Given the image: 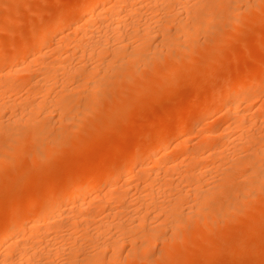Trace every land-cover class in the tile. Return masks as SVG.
<instances>
[{
  "label": "bare ground",
  "instance_id": "bare-ground-1",
  "mask_svg": "<svg viewBox=\"0 0 264 264\" xmlns=\"http://www.w3.org/2000/svg\"><path fill=\"white\" fill-rule=\"evenodd\" d=\"M260 4L263 7L264 0H77L75 5L62 11L42 27L30 41H23L16 47L13 46L14 49L6 56H0V161H7L10 164L8 167L12 168L16 164L14 169L21 167L24 170L17 159L21 154H25L28 164L52 155L53 150L59 148L60 143L68 137V132L63 130L66 123L67 130L68 125L71 126L70 129L74 128L70 122L77 120L75 118L81 116V111L91 109L96 90H110L114 78L120 81L129 77L124 80L132 81L130 76L134 74L143 76L144 74L140 73V64L144 70L154 62L164 64L160 66L163 69L159 71L162 78L159 82L161 85H167L170 80L173 82L174 75L185 70L184 67H192L188 62L195 63L205 56V53L216 59L219 55V44L216 42L221 41L225 29H236L240 22L237 17L242 14L241 10L248 13L247 11L253 8L259 9ZM263 18L261 20L264 21ZM200 34L213 40L208 39L209 43L211 41L214 44L212 43L206 52L202 50L204 47L198 46L199 49L191 50L188 46L189 43L196 46V40H192ZM200 45L202 46V43ZM195 64L200 63L198 61ZM153 66L149 68L152 71L155 69ZM156 70L159 68L154 71ZM21 75L24 78L20 77ZM245 75L232 78L229 76V79L226 77L227 80L224 78V83L219 85L222 86L196 106L197 116L206 117L223 108L227 117L224 128L200 130L206 140L209 138L205 146L198 145L199 147L186 151L179 149L182 144L171 150L167 149V145V148L159 146L161 142L197 126L199 122L180 116L181 119L172 122L174 130L155 134L147 139L146 143L126 151L125 155L114 163L108 162L97 169L86 168L82 175L71 173L72 175H68L62 182L58 181L60 183L57 187L53 186L52 190L42 194L38 201L34 200L30 207L12 210L11 218L0 227V264H121L122 257L132 260L140 254V259L141 253L146 252L160 234L164 239L167 235L165 232H168L165 231L167 229L164 230L165 227H172L171 235L165 236L172 246L179 245L176 244L177 238L185 241V238H182L184 235L179 236L182 235L179 227L187 226L190 219L198 220L196 223L191 221L192 227L188 225L191 227L190 232L186 229L184 233L190 236L193 233L200 237L199 233H211L212 227L216 226V220L211 219L213 216L219 217L220 220L229 218L227 212L236 211L242 204L246 206L248 196L251 194L252 197L264 183V167L261 169V166H264V131L260 130L264 123L261 122L262 118L256 120L260 115L263 116L264 105L254 106L252 111L242 108V104L250 101L252 94L264 88V84L252 82L250 77ZM147 80L146 82L150 81ZM109 81L110 84L106 86ZM121 83L120 81L117 85ZM144 86V83L139 85L141 88ZM114 89L113 85L112 92ZM164 92L168 93L166 89ZM113 93L112 97L117 95ZM97 94L95 96L98 97ZM83 95V107L78 106L83 100ZM97 97L95 99L99 98ZM76 105L80 108H75ZM87 111L86 114H90V111ZM54 122L61 125L60 129L64 127L61 131L59 129L53 133L55 135H49L50 131L53 132ZM78 122L81 123L79 120ZM256 122L263 124L258 125ZM227 148L232 151L227 152ZM239 152L244 156L238 155ZM146 158L151 159L150 164H147ZM27 162L24 163L25 166ZM18 163L22 166L16 167ZM6 165H1L0 172L5 170H2V167L7 168ZM81 165L82 163L79 166ZM206 167L220 171L218 179L214 178L217 180L209 178L212 176L210 173L206 178L210 179L207 183L204 176ZM16 170L15 173L22 172ZM8 174L14 176L9 171ZM8 174L7 176H10ZM128 174L133 175L135 179L132 176V180ZM0 176L2 177L1 174ZM117 177H123V181H109H115ZM18 178L23 179L21 176ZM99 181L105 182L106 185L102 186L105 185L107 190L100 193L96 190L98 194H94L95 189L99 190L95 188ZM12 182L20 184L19 179ZM12 182L6 183L10 186ZM6 183H3V186ZM178 185L185 186L186 189H180L181 192L172 190V187ZM220 192L225 195L222 194L226 199H223L225 203L217 200ZM159 194L163 196L160 200ZM185 202L189 203L188 208L186 207L188 210L181 211L185 204L181 208L180 204ZM93 207L95 208L91 211ZM184 210L187 211L185 214ZM100 212L103 216H98ZM208 212H214V215H207ZM209 217L212 221L208 220ZM210 221L214 223L211 224ZM24 228L28 229L27 232ZM205 240L207 244L211 242L207 238ZM168 243H164L165 251L171 250ZM210 247L212 248V245ZM217 248H213L216 249L214 253L219 251ZM124 251L126 256L125 253L122 254ZM169 251L168 253L172 250ZM208 251H203L202 255L208 257L212 254ZM232 255L236 254L230 256Z\"/></svg>",
  "mask_w": 264,
  "mask_h": 264
},
{
  "label": "rangeland",
  "instance_id": "rangeland-1",
  "mask_svg": "<svg viewBox=\"0 0 264 264\" xmlns=\"http://www.w3.org/2000/svg\"><path fill=\"white\" fill-rule=\"evenodd\" d=\"M76 2L77 0H0V56H6L8 52L12 51L14 47H16V45L21 44L23 41H30V39L33 36H35L36 33L42 29V27H44L46 24L51 22L54 18H56V16L61 14L62 11L75 5ZM261 5L262 4L259 5L260 7L259 9L258 7L255 10L253 8L252 10L247 11L248 13H246L244 10H241L242 12L241 11L240 12L244 15L240 14L237 17V19L240 22L237 24L236 29L234 30L233 29L231 30L230 28L225 29L226 31H225L224 36L220 38L221 41L216 42V44H219L217 45L218 47L217 51L219 55L216 57V59L218 60H216L215 58L213 59V56L207 55L205 53V56L198 59L199 63L200 64L202 63L201 65L195 64V63H198V61L196 62L194 61L195 63L191 61L188 62L189 66L192 65V67L191 68L184 67L185 70H182L181 68L180 71L182 70L183 72H179L176 75H174L173 76L174 79L172 78L173 82L170 80V83H167V85L166 84L161 85L162 83L160 84L159 82L160 80H162L161 74L159 71L163 69L160 66L162 65L164 66V64H161V62H159L158 60H157L158 62L156 63L154 62L153 64L152 63L150 64H152V66L155 64L156 66L159 65L157 66L159 70L154 71L157 68L154 66L153 68L155 69L153 71L150 70L149 68L152 67L151 65L148 69H147L148 66H146L147 70L146 69L144 70V68H142L140 64V70H141L140 73L142 72V75L144 74L143 76H141V74L134 76L135 75L134 74L130 76L132 81L130 80L126 81L127 79H129V77L128 78L124 77V79L126 80L120 79V81L122 82L121 83L122 86H124L125 88L120 86L121 84L117 85L120 83V81L117 79L115 80L113 76L112 77V79L114 78L113 80L109 79V80H112V83L109 87L111 88L110 90H108V88L107 89L101 88L98 91L96 90V92L94 93L92 102H91L92 104L91 109L88 108L89 109L88 111H90V114L88 113L86 114L87 110L81 111V116L79 118L76 117L75 119L77 120L70 122L72 126L73 125L75 126L72 129H70L71 126L69 127L68 125L69 130H67V127H66L67 123L65 127L62 125L65 128L64 129L62 127L63 130L68 132V137L63 143H60L59 148L56 147L53 150L54 152H52V155L50 154L45 159H41L36 163L28 164L27 157L24 156L25 154L23 155L21 154L20 155L21 158L19 157L17 159L19 160L20 164L23 165L24 170L21 169V167H18L20 165L19 163L16 167L20 169L17 168L18 170H16L14 169L15 168L14 166L16 164L11 168V167H8L10 166V164L7 161H4V162L0 161L1 165L3 164L6 165L5 162H7V165L5 166L7 168L2 167V170L8 169L7 172L5 170H3L4 173L3 171H1L2 173L0 172V174L3 177L2 178L0 176V179H1L0 180L1 181L0 182L1 183L0 185V227H2L6 223V221L11 218L12 210L14 211L18 207L20 210L30 207L31 204L34 202V200L38 201L42 194L47 193L49 189L52 190L53 188L51 189V187L53 186L57 187L58 184L63 181V179H66V177H68V175L69 176H71L72 174L82 175L85 172L86 168L97 169L103 164H107L108 162L114 163L118 161L121 157L125 155L126 151L133 148L134 146L146 143L147 139L149 140L155 134L165 133V132L174 130L172 122L175 123L176 121L179 120V118L181 119V117L188 118L189 120L196 119L199 121L198 122L199 126L198 124L197 126H192V128L190 127L186 131L181 132L182 134L178 133L174 137H171L169 139H166L164 142H161L159 146L161 147L164 146V148L168 147L167 149L171 150L174 147L176 148L177 145L182 144L183 147L181 146L179 148V149H182L181 151H184V150L186 151V149L191 150L192 148L198 145L205 146V144L209 142V138H207L206 140L203 134L200 132V130L203 131L204 128L207 131L213 130L219 127L224 128L227 117L224 114L223 108H222L223 111L221 109H219L221 110V112H219V110H216L217 112L214 111L213 114L210 113L206 117H202L199 115L197 116L198 107L196 106H198L201 103V101H203L204 99L210 97L211 94L215 93L222 86V85L219 86L220 83L221 84L224 83V81L227 80V78L229 79V76L232 78L233 76L235 77L239 75L244 76L245 74H247L248 76L247 75L245 76L247 78L250 77L249 79L252 82H257L258 84H264V81H263L264 80V21L261 20L264 16L263 14L264 5L263 7ZM243 16H246L247 18H244ZM256 19H258L259 21ZM245 21H248V22H245ZM66 31H68V29ZM204 38L205 37H203L201 34L195 37V39H193L192 41L196 40L194 42L197 45L192 46L191 43H189L188 44L189 48L191 50H195V49H199L200 47L201 48L204 47L202 48V50H205L206 52V50L210 48L214 43L213 42H212L213 44L211 43V41L213 40L210 37H207V39L205 38V41H204ZM208 39L211 40L210 43ZM157 42L158 41H155V43ZM201 43H202V46L200 45ZM224 45H226L227 47H225ZM193 47H196V48L193 49ZM207 56L208 58H206ZM208 64L209 65L212 64V65L209 66ZM128 66H131V65H128ZM200 69L201 70L204 69V70L201 71ZM190 73H193V74H190ZM22 75L20 77H22ZM180 75L181 77L178 79ZM22 78H24V76ZM224 78L225 80H223ZM144 79L146 80L148 79L150 81L148 80H147L148 82H146V80L143 81ZM20 80L22 79L20 78ZM151 80L153 83L151 82ZM110 82L111 81L107 82L105 85L106 86L109 85ZM141 83L145 84V86L142 88L139 87ZM112 84L114 85V88H115L113 92H115V95L117 94L116 96H113V97H112V93H113ZM252 84L256 85L255 83H252ZM117 86H120V87H117ZM126 88H129V90H126ZM130 88L131 89L134 88L136 91L134 89L131 90ZM165 89L168 93L164 92ZM261 90L258 92H255L256 94L253 93L252 99L248 102L243 103L242 108H244L247 111H250V110L252 111L258 105H264V103H262L264 100V88H262ZM24 91L25 90H23V92ZM120 91L122 92L121 94H120ZM97 93H99L100 96ZM22 94H25V93H22ZM96 94L98 95L99 98L95 96ZM206 95L207 97H205ZM94 96L97 97L98 99H95ZM81 100L82 99H79V101ZM84 101H85V95H83V100L80 102V104H78V106L83 107ZM251 101L254 103H252ZM194 103L195 105H193ZM78 106L76 105V107L75 106L74 107L80 108ZM132 109H137V110H132ZM75 111H78V109H75ZM194 116L196 117L193 118ZM263 117H264V114L263 116L260 115L259 119L257 118L256 120H260L262 118L261 122L263 121L264 123ZM78 120L81 123H79ZM261 122H256V123H259L258 125L263 124ZM54 123L57 126H55ZM54 123H52L54 125V126L52 125L53 132L49 130L50 131L49 135H55L53 133L58 132L61 127V125H58L59 124L58 122H54ZM256 127L260 128V126H256ZM262 127L263 128H260V130L264 131L263 130L264 126ZM55 128L57 129L56 131H55ZM62 128L60 129V131L62 130ZM205 129L204 131H206ZM254 131H257V130H254ZM262 131H260V133ZM263 135L262 137H264ZM138 138H141V139H138ZM182 141L183 143H181ZM38 145L40 146V144ZM165 145H167V147H165ZM231 147L228 146V148H231ZM228 148L226 149L227 152H231L232 151L231 149H233L231 148L230 149L231 151H229ZM241 153L239 152L238 155L241 156L242 155ZM158 156L159 155H157V157ZM145 161L147 162V164L151 163L150 158H146ZM25 162H27L26 166L24 164ZM80 162L82 163L81 166H79L81 164ZM69 164L71 165L68 166ZM73 165L77 167H74ZM72 166L73 168H71ZM69 167L70 169L68 170ZM213 167L215 168V166ZM213 167L212 168L209 167L210 169L206 167L207 168L206 171L207 172L209 171V172L208 173L206 172V174L204 175L205 179L208 178L210 173L212 174V176H209V178L211 177V179H214L217 177L218 179L220 171L216 169L212 170ZM262 167L264 166L262 165L261 169H263ZM13 169L14 171L16 170V172L20 170L22 172L15 173ZM64 170L66 172H64ZM8 171L11 174H14V176L13 175L11 176L10 174H8ZM58 172H60V174ZM237 172L239 173V171ZM53 173L55 175L57 174L58 175L55 177ZM7 174L10 176H7ZM132 174H135V173H132ZM5 175L7 177H5ZM128 175L131 176L130 178L132 180L133 178L135 179L133 175H130V174ZM20 176L23 177V179L18 178ZM14 177H17V178H14ZM53 177L56 179L54 180ZM7 178L12 179V180L19 179L20 184H18V182H12V180L9 181L7 180ZM205 179L203 177V180ZM217 179H214V180H217ZM2 180L3 181L6 180V182H9V183L12 182L14 184L11 183L9 186V183L3 182ZM208 180H207V183H208ZM109 181L110 182H117V181L122 182L123 177L122 178L117 177L115 178V181L114 179H111ZM3 183H6V184L3 186ZM102 184H105V182H101V183L100 181L99 183L97 182L95 188H99V190H102V191L95 189L94 194H98L96 190L99 193L105 192L107 190L105 189L106 184L103 185L104 187L102 186ZM24 186L27 188H25ZM186 187L188 188V184ZM186 187L178 185V186L172 187V190L174 189V191L176 192H181L180 189H186ZM222 194L224 195V193L220 192V194L217 195V200H220V202L223 203L224 200L226 199L224 197L225 195L223 196ZM158 197H161V198H158V200H160L162 199L163 196L159 194ZM250 197H251V194L248 196L247 198L248 200L245 202L246 206L242 204L244 208L241 206L240 208L242 209L240 211H237L240 209L238 208L236 209V211L234 210L235 212L233 210H230L229 211L230 213L227 212L228 215H230L229 218L228 217L221 218L220 220L218 219L219 217L213 216L211 219L213 220L214 218V220L216 221L215 223L214 221L212 223H214L217 226V228L216 226H213L212 227L213 231L209 233L208 235L199 233V235H201L200 237L198 235L196 236L193 235V233L191 234V236L188 233H184L186 232V229H188V231L190 232V228L192 227L191 221L192 223L194 222L196 223V221L198 220V219L195 220L196 218L194 220L190 219L189 222L187 223L188 225H191V227L187 225V226L179 227L180 230L178 229L180 233L182 232V235H179V236L184 235L182 238H185V241L183 242L181 238H177L176 244L177 245L179 244V245L172 246L168 243L167 241L168 239L166 240L165 238V236L171 235L170 231L172 229L170 228L172 227L169 225L170 228H166V227L164 228V230L167 229L165 231H168V232H165V234L167 235L164 236V239L161 237L162 235L160 234L159 238L149 247V249H147L146 252L141 253L142 255L140 259H139L140 254L137 257H135L136 259H133V258L132 260L130 258L124 259L125 257L123 258L122 254H124L126 251L122 252L121 254L122 260H120L121 264H123L122 263L123 260L125 261L124 264H126V262L129 264L130 263L131 264H194V263L195 264L197 263L199 264L207 263L208 264L209 262L207 261H210L209 264H221V263L223 264H228V263L229 264H264V237H263L264 236V228H263L264 227V183L262 184L261 188L258 189L257 192L255 191L252 194V197L251 198ZM248 203H250L251 205ZM184 204L185 205L187 204V205L185 206ZM188 204H189L188 202L180 204V208L182 205H184L182 206L181 211L183 209H187ZM247 206L249 208H247ZM94 208L95 207H93L91 211H93ZM183 212L185 214V212L187 211L184 210ZM102 214L100 212L98 216H103ZM207 215H214V212L213 214L208 212ZM211 219L209 217L208 220H211ZM247 225H249V227L252 226V228H249ZM260 227H262L263 229ZM27 230L28 229H26L25 231L27 232ZM161 233L163 234L164 232H161ZM246 234L247 235L250 234V235L246 236ZM205 237L211 241L208 244H211L212 248L210 247L211 245L207 244L206 242L207 240H205L206 239ZM162 239L164 240V242L162 241ZM164 243L165 244L168 243V247L171 248L172 250L171 251L167 247L168 251L169 250L171 251V252L169 251L170 253H168V251H165L166 246H164L165 245ZM215 247L219 250L217 251V253H214V250L216 251V249H213V248ZM88 248L90 247L88 246ZM203 251H208L209 253L211 252L212 254L208 255V257H204L205 255L204 254L202 255ZM222 251H226V253H229V254H226L225 252L223 253ZM208 252H206V254ZM218 253L219 254L221 253L222 255L221 254L219 255ZM234 253L236 254L235 256L233 255L230 256L231 254H234ZM168 254L172 256L169 257ZM237 254L239 256H237ZM126 255L127 253H125L124 256ZM232 257L233 259H231ZM60 259L59 261L62 260ZM203 261L205 262L202 263ZM214 261L216 263H214Z\"/></svg>",
  "mask_w": 264,
  "mask_h": 264
}]
</instances>
